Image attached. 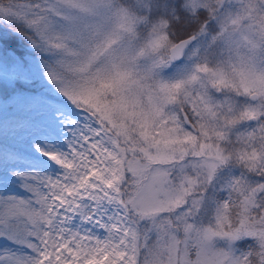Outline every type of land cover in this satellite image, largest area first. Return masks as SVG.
I'll return each mask as SVG.
<instances>
[{"label": "rangeland", "instance_id": "1", "mask_svg": "<svg viewBox=\"0 0 264 264\" xmlns=\"http://www.w3.org/2000/svg\"><path fill=\"white\" fill-rule=\"evenodd\" d=\"M218 6L177 65L165 21L115 0L9 7L41 22L58 92L0 58V264H264V0Z\"/></svg>", "mask_w": 264, "mask_h": 264}, {"label": "trees", "instance_id": "2", "mask_svg": "<svg viewBox=\"0 0 264 264\" xmlns=\"http://www.w3.org/2000/svg\"><path fill=\"white\" fill-rule=\"evenodd\" d=\"M32 1L34 0H0V58H5L10 50L14 51L26 62L30 72L35 77L28 84L31 89L39 90L42 86L49 84L54 88L55 84L53 85L48 81L53 76V73L49 70L54 68L55 58L45 46H42L43 39L41 35L43 33L39 32L41 22L26 20L9 10L10 6L15 9L17 4ZM115 1L138 17H141L140 11L146 13L144 9L148 7L147 12L151 14L150 20L157 24H159V21H165L160 30H164L169 34L171 42H175L176 39L178 40V38L192 33H196L199 36L205 30L208 31L209 36H212L218 30L213 20L214 18L217 19L216 16L219 14L218 5L221 0H200L199 6H197L195 11L192 8L193 0ZM158 27L159 25H153L151 28L155 30ZM208 67L213 68L214 65L209 63ZM12 88L0 84V92L3 93V97H9L14 92ZM54 89L57 91L56 87ZM185 109L190 111L188 105H185ZM256 136L259 137L260 133ZM127 174H130L129 170ZM121 187L127 193L137 189L136 186H127V184ZM252 243V239H243L238 243L240 259L247 260V258L253 257V255L249 254V249H247L248 245H253Z\"/></svg>", "mask_w": 264, "mask_h": 264}, {"label": "water", "instance_id": "3", "mask_svg": "<svg viewBox=\"0 0 264 264\" xmlns=\"http://www.w3.org/2000/svg\"><path fill=\"white\" fill-rule=\"evenodd\" d=\"M195 34H192L190 36L181 38L178 42H176L174 45H172L169 49V58L172 62L174 63H178L181 61V59H183L184 55L186 54V52L188 51V48H190V46L192 45V43L195 41ZM258 94L253 92L251 95V99L252 100H256L258 99ZM184 115V122H186V124L188 126H190L194 131L197 130V128L193 125L192 122H190L188 116L186 115V113H183ZM248 119L249 123H252L254 121H256V116H251Z\"/></svg>", "mask_w": 264, "mask_h": 264}, {"label": "flooded vegetation", "instance_id": "4", "mask_svg": "<svg viewBox=\"0 0 264 264\" xmlns=\"http://www.w3.org/2000/svg\"><path fill=\"white\" fill-rule=\"evenodd\" d=\"M226 110L228 111V109H226ZM181 111H183V109H181ZM181 111H180V112H181ZM181 113H182V112H181ZM227 119H228V112H227ZM227 119H226V120H227Z\"/></svg>", "mask_w": 264, "mask_h": 264}]
</instances>
